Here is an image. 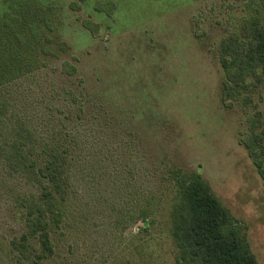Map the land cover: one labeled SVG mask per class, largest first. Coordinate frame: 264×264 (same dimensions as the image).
<instances>
[{
	"label": "rangeland",
	"instance_id": "374dc122",
	"mask_svg": "<svg viewBox=\"0 0 264 264\" xmlns=\"http://www.w3.org/2000/svg\"><path fill=\"white\" fill-rule=\"evenodd\" d=\"M65 5L62 38L72 48L61 53L56 75L58 88L79 95L81 117L70 125L76 124L80 145L69 171L65 216L53 232L57 253L48 264H176L173 192L165 190L146 229L137 215L144 190L169 185L168 164L202 174L264 264V180L254 163L264 168V69L247 96L228 99V108L220 97L219 45L239 30L252 0H65ZM3 9L0 0V13ZM63 61L79 66L70 83L61 74ZM81 76L82 92L74 87ZM101 102L122 110L127 122L104 115ZM56 105L68 107L65 101ZM255 134L262 136L258 147ZM24 188L35 190L30 184ZM13 211L0 197L4 237L22 231Z\"/></svg>",
	"mask_w": 264,
	"mask_h": 264
},
{
	"label": "trees",
	"instance_id": "16d2710c",
	"mask_svg": "<svg viewBox=\"0 0 264 264\" xmlns=\"http://www.w3.org/2000/svg\"><path fill=\"white\" fill-rule=\"evenodd\" d=\"M252 2L239 30L224 36L219 45V62L224 72L220 97L226 108L228 99L243 93L247 96L251 81L264 69V0ZM75 3L70 2L69 7ZM3 5L0 197L5 199L7 210H14L21 218L22 231L10 237L0 233V264H48L57 253L53 232L60 229L65 216L71 187L69 171L80 145L77 126L70 125L81 117L79 95L70 88H58L56 75V65L63 58L61 53L72 48L62 38V25L68 17L63 8L67 6L65 0H3ZM56 22H60L58 28ZM83 24L90 26L86 21ZM62 63L61 74L70 83L79 66ZM76 79L74 87L82 92L86 88L85 78ZM103 94L107 95L106 91ZM57 101L67 102L68 107L62 109ZM100 109L106 110L104 115L110 114L112 119L116 116L121 123L127 122L122 110L116 111L103 102ZM261 138L255 134V147L260 146ZM250 151L255 157L259 155L254 147ZM254 163L264 180V168L255 159ZM166 170L164 178L169 185L148 193L144 190L137 215L146 229L147 220L165 197V190L173 192L169 201L170 232L176 264H260L247 233L202 174L187 173L171 164ZM29 184L35 190L24 188Z\"/></svg>",
	"mask_w": 264,
	"mask_h": 264
}]
</instances>
